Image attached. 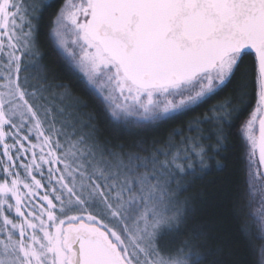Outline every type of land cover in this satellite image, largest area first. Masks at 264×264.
Segmentation results:
<instances>
[{"label":"snow or ice","instance_id":"6c2138e0","mask_svg":"<svg viewBox=\"0 0 264 264\" xmlns=\"http://www.w3.org/2000/svg\"><path fill=\"white\" fill-rule=\"evenodd\" d=\"M50 6L0 0V255L11 264H98L103 226L88 211L92 196L107 199L106 185L89 171L104 154L98 129L85 124L86 133L69 139L57 120L66 108L51 106L44 93L64 89L63 103L72 99L70 86L41 87L21 76L24 58L38 54L33 22ZM49 27L118 119L183 114L219 95L251 56L236 96L209 112L220 144L223 125L251 107L240 125L246 174L264 166V0H64ZM195 147L203 158L213 146Z\"/></svg>","mask_w":264,"mask_h":264},{"label":"trees","instance_id":"16d2710c","mask_svg":"<svg viewBox=\"0 0 264 264\" xmlns=\"http://www.w3.org/2000/svg\"><path fill=\"white\" fill-rule=\"evenodd\" d=\"M32 2L52 6L39 22H33L39 29L38 54L24 58L28 70L21 76L41 87L70 86L72 99L63 103L59 96L64 89L53 88L52 92L44 93L51 106L66 108L64 116L58 115L57 120L64 121L69 139L86 133L85 124L92 123L98 129L97 147L104 154L102 161L89 171L95 173L99 183L106 185L107 199L92 196L88 211L107 225L125 224L128 220L123 217L124 211L142 210L144 196L131 199L141 186L143 194L150 193L146 198H150L154 208L161 207L168 198L174 202L172 215L165 209L151 235V243L160 258L173 264H264V236L254 214L255 199L250 200L240 127L253 109L246 107L237 118H230V125H223L227 138H220V144L213 135L216 128L210 120L213 113L209 112L214 105L236 96L235 90L245 83V73L252 67V57L245 58L235 80L219 95L183 114L174 113L151 122L117 121L105 111L96 91L73 69L50 36L49 26L64 0ZM243 99L246 105L252 103L249 97ZM74 100L82 103L66 107ZM235 106L239 108V101ZM197 143L204 148L213 146L207 157L199 155L201 149L195 147ZM189 147L197 155L191 156L186 151ZM185 155L191 158L175 159Z\"/></svg>","mask_w":264,"mask_h":264},{"label":"rangeland","instance_id":"374dc122","mask_svg":"<svg viewBox=\"0 0 264 264\" xmlns=\"http://www.w3.org/2000/svg\"><path fill=\"white\" fill-rule=\"evenodd\" d=\"M54 40V38H53ZM57 47L60 49L63 56L67 59L70 65L73 67L75 71H77L84 79L87 81L86 76H84L78 66L68 55V51H66L58 42L54 40ZM87 84V83H86ZM91 89L96 91L90 84H87ZM59 96V95H58ZM60 97V96H59ZM110 113V112H109ZM174 113L162 115L161 117L171 115ZM111 115V114H110ZM112 117V116H111ZM114 120L122 121V122H143V119L138 116H128L123 119H118L112 117ZM258 160V153H257ZM177 168L178 164L173 165ZM179 167V166H178ZM179 170L182 171V168L179 167ZM263 170L261 166L257 163V167L254 170V175H249V184H250V200L254 197L256 210L254 212L256 219L260 224L261 231L264 236V176L261 175ZM144 193V189L139 186L138 190L132 195L131 199L141 197L145 198V202H142V210L138 212L124 211L123 217L128 220L127 223H119L118 225L109 224L107 225L103 220L98 218V223L103 227L108 229L112 239L119 244L121 250L123 251L126 258L132 264H173L172 262L166 261L155 253L154 245L151 243V235L153 234L154 228L157 227L159 221H161L164 216L165 209H167V213H171L170 209L173 207L174 202L172 199L168 198L165 200L161 207L154 208V204L150 202V198H146V194L148 197L149 192ZM140 200V198H139ZM169 210V211H168ZM70 214H78V213H70ZM172 215V213H171ZM154 217V219H153ZM125 221V220H124ZM106 225V226H104ZM5 250H0L2 253ZM0 259L3 260L4 264H11V257L0 255ZM264 262V256H263Z\"/></svg>","mask_w":264,"mask_h":264},{"label":"water","instance_id":"95a60500","mask_svg":"<svg viewBox=\"0 0 264 264\" xmlns=\"http://www.w3.org/2000/svg\"><path fill=\"white\" fill-rule=\"evenodd\" d=\"M261 168L264 173V166ZM97 238L101 241L97 256L98 264H131L106 228H102V234L98 233Z\"/></svg>","mask_w":264,"mask_h":264}]
</instances>
